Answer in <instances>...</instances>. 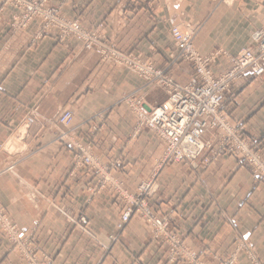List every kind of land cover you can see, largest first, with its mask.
I'll use <instances>...</instances> for the list:
<instances>
[{"label": "crops", "instance_id": "0c3cea01", "mask_svg": "<svg viewBox=\"0 0 264 264\" xmlns=\"http://www.w3.org/2000/svg\"><path fill=\"white\" fill-rule=\"evenodd\" d=\"M49 2L86 26L101 23V37L162 68L177 54L174 25L192 33L199 53L224 52L212 63L214 72L229 67L228 58L249 47L253 31L264 28V0ZM14 12L10 6L0 12V209L24 235L33 233L38 254L47 253L53 264H182L166 262V248L152 239L145 218L132 215L117 229L122 202L108 188L92 193L96 175L74 165L75 147L89 144L129 193L154 174L151 203L170 213V228L206 264H217L241 240L264 264V183L257 182L252 166L222 154L208 166L199 158L156 170L162 143L145 128L132 135L134 119L119 99L135 92L159 106L165 92L112 60H100L75 38L58 41L54 30L32 44L36 23L13 29ZM168 72L175 81L193 76L184 62ZM247 77L235 83L226 113L248 137L260 140L264 156V73ZM63 107L73 116L68 131L54 118ZM201 139L216 145L219 135L204 130ZM81 215L91 235L79 228ZM238 258L237 264H250L243 253ZM0 264H25L1 234Z\"/></svg>", "mask_w": 264, "mask_h": 264}, {"label": "built area", "instance_id": "2783aa9c", "mask_svg": "<svg viewBox=\"0 0 264 264\" xmlns=\"http://www.w3.org/2000/svg\"><path fill=\"white\" fill-rule=\"evenodd\" d=\"M9 1L24 4L18 0ZM33 15L41 17L42 32L56 27L60 40L75 37L86 49L98 50L104 58L110 57L116 62L125 64L166 92V101L156 107L148 106L143 97L136 94L125 95L122 99L133 114L134 133L147 128L162 141L164 150L161 165L190 163L195 160L203 149L211 146L210 142L200 140L202 130L206 127H217L224 131L222 142L210 157L204 158V165L216 160L222 153L233 154L241 159L250 160L256 169L258 179L264 181V158L257 151L260 142L257 139L247 138L244 135L243 126L237 128L231 125L224 114L227 102L232 98L233 84L245 79L248 72L255 77L264 73V30L255 31L254 44L241 50L237 55L229 57L231 66L216 75L210 68V63L223 52L215 51L208 55H200L195 50L191 37L174 27L172 35L179 49V59L191 63L199 79L192 78L188 82L178 83L167 76L163 70L153 66L151 62L141 61L132 54H123L112 46H106L94 31L86 29L75 19L61 16L54 9L44 6L33 9L30 5L25 17L28 19ZM56 119L68 127L72 121V113L68 109H63ZM81 160L84 164H93L88 155L82 156ZM153 190V183H146L141 186L135 198L129 197V205L122 214L119 228L132 214L143 215L151 224L154 237L168 245V259L171 262L182 259L188 264H201L191 251L183 254L186 252L183 243L175 233L168 230L169 218L158 217L144 199H139L143 194H151ZM19 237L16 234V238ZM245 246L252 262L258 264L250 250V245ZM236 253L223 259L220 264H235Z\"/></svg>", "mask_w": 264, "mask_h": 264}, {"label": "rangeland", "instance_id": "374dc122", "mask_svg": "<svg viewBox=\"0 0 264 264\" xmlns=\"http://www.w3.org/2000/svg\"><path fill=\"white\" fill-rule=\"evenodd\" d=\"M18 1L21 2V3H24V4H23V5H20V4H18V3L15 4V3H13V2H10L9 0H0V12H1L5 7H8V6H10V7H12V8L15 9V12L11 15V18H10V20H9V25H10L13 29H24V28H26L28 25H30L31 23H36L37 29H36V31H35V32L32 34V36H31V43H32V44H35L37 41L41 40L43 37H45L47 34H49L50 32H52L53 30L55 31V35H56L58 41L63 42V41H66V40H68V39H70V38H75V37H67V38L64 39V40H60V39L58 38V29H57L56 27L48 28L47 30H45V32H42V31H41V30H43V28H42V19H41L40 16L33 15V16H30L28 19L25 17V15H26V13H27V10H28V6L31 5V6L33 7V9H36V8H38V7H41V6H44V7L48 8V9H51V10L54 9V10H56L57 12H59V14H60L61 16L65 17V18H68V19H75V20H77V21H78L83 27H85L86 29H88V30H90V31H94V32L96 33V35L100 38V40H101L103 43H105L106 46H112L114 49H116L117 51H119V52H121V53H123V54H132L133 56L137 57V58L140 59L141 61H147V62L149 61V62H151V63L153 64V66H155L156 68H159V69L163 70V72H164L167 76H169L171 79H173V78H172V76L170 75V73L168 72V69H169L171 66H174L175 64H177V63H179V62H184V63H188L189 65H191V67H192V69H193V76L190 77L189 79H186V80H183V81H175V80L173 79L175 82H178V83H184V82H188V81H190L192 78H196V79H198V77H197V75H196V72H195V69H194L193 65H192L191 63H189V62L184 61L183 59H179V49H178L177 44H176V42H175V40H174V37H173V35H172V29H173L174 27H176L181 33L186 34V35H189V36L191 37V41H192V44H193L195 50H197L196 47H195V45H194V43H193L192 33L188 32L186 29L180 28V27L177 26V25H174V26L170 27V34H171V37H172L173 42H174V44H175V47H176V49H177V54H176V56H175V57H174V58H173V59H172V60H171V61H170V62H169L164 68H162V67H158V66H156L151 60L140 58L138 55L134 54V53L131 52V51H121V50H119V49L116 47V45L112 42L111 39H109V38L106 39V38L101 37L100 34H99V29H100L101 26H102L101 23H100L99 25H97V26H94V27L86 26V25H84V24L82 23V21H80L77 17H70V16H67L65 13L62 12V10L60 9L59 5L51 4V3L49 2V0H18ZM26 5H27V8H26ZM258 30H264V28H262V29H257V30H255V31H258ZM255 31H253V33H254ZM253 33H252V44H251L249 47H251V46L254 44V41H253ZM75 39H77V38H75ZM77 40L81 43V47H82L83 49H85V50H89V49H86V48L83 46L82 42H81L79 39H77ZM247 48H248V47H247ZM244 49H246V48H244ZM241 50H243V49H241ZM241 50H240V51H241ZM89 51L97 52V53L99 54L100 60H102V61H103V60H112V61L116 62L115 60H113V59L110 58V57H105V58H104V57L102 56L101 52L98 51V50H89ZM216 51H221V50H216ZM240 51H239V52H240ZM197 52H198V51H197ZM212 52H215V51H211V52H209V53H212ZM222 52H223V51H222ZM239 52H237L235 55H237ZM198 53H199V52H198ZM209 53H207V54H201V53H199V54H200V55H208ZM219 53H220V52H219ZM221 54H224V52H223V53H220V54L216 57V59H215L214 61H216L217 58H218ZM235 55H233V56H235ZM230 57H231V56H230ZM228 60H229V59H228ZM214 61H212V62L210 63V68H211V69H212L211 65H212V63H213ZM229 62H230V60H229ZM116 63H118L119 65H122V66L128 68L129 70L135 72L138 76L144 78L143 76L139 75L135 70H133L132 68L126 66L125 64H121V63H119V62H116ZM230 66H231V62H230ZM230 66H229V67H230ZM229 67H227V68H229ZM227 68H225V69H227ZM225 69H223V70H225ZM223 70H221V71H219V72H214V70L212 69V71H213L214 74H216V75L219 74L220 72H222ZM251 75H252V74H251ZM247 76H248V73H247L245 79H241V80H239V81H245V82H248L249 80H248V77H247ZM252 76H253V75H252ZM253 77H255V76H253ZM259 77H260V76H259ZM144 79L147 81V83H150V84L155 85L154 83L149 82L146 78H144ZM198 80H199V79H198ZM239 81H237V82H239ZM237 82H235V83H237ZM235 83L233 84V87H232V93H233V94H232V98H233V96H234V94H235V92H234V85H235ZM156 86H157V85H156ZM157 87H158V86H157ZM159 88H160V87H159ZM160 89H161V88H160ZM162 90H163V89H162ZM163 91H164V90H163ZM164 92H165V91H164ZM129 94H136V93H135V92H131V93H126V94L122 95L121 98L119 99V102H121V103H123V104L125 105V107L127 108L128 112H129V113L131 114V116L133 117V114L130 112L129 107L127 106V104L124 103V102L122 101L123 97H124L125 95H129ZM165 94H166V92H165ZM136 95H137V94H136ZM232 98H231V100H232ZM166 99H167V94H166ZM231 100H229V101L227 102V105H228V103H229ZM165 101H166V100H165ZM145 103L147 104L146 101H145ZM147 105H148V104H147ZM148 106H150V105H148ZM150 107H156V106H150ZM63 109H68V110H70L68 107H63V108H61V109L58 110V112L55 114V117H54V118H55V120H56V122H57L58 124H60L62 127H64V128L66 129V131H68V130H70V125H69L68 127H66V126L62 125L60 122H58V120L56 119L57 116L59 115V113H60ZM70 111H71V110H70ZM226 111H227V106H226V109H225V113H224V114H225V117L227 118V120L231 123V125L236 126L237 128H239V126H242V125H238V124L236 125V124H234V122L231 121V120L228 118ZM71 113H72V112H71ZM72 118H73V116H72ZM133 119H134V117H133ZM134 124H135V123H134ZM142 129H143V128H142ZM145 129H147V128H145ZM148 130H149V129H148ZM204 130H215V131L218 132V135H219V141H218V143H217L216 145H214L213 142H212L211 140H205V141H204V140L201 139V135H202V132H203ZM134 132H135V131H134V126H133V129H132V135H136V134L138 133V132H137V133L135 134ZM151 132H152V131H151ZM202 132H201V134H200V140H201L202 142H207V141L210 142V143H211V146H210L209 148H205V149H203L202 152L200 153V155H199L195 160H197V159L200 158V163L202 164V166H208V165H210L212 162L216 161V160H217L222 154H226V153H222V154H220V155L216 158V160H212L209 164L204 165V158H206V157H210L211 153H212L215 149H217L218 146L221 144V142H222V141H221V140H222V132H224V131H223V130H220V129L217 128V127H215V128H209V127H206V128H204V129L202 130ZM243 132H244V128H243ZM68 135H69V133L66 132L64 135H62L61 138H64V137H66V136H68ZM244 135H245L247 138L257 139V138H253V137H248V135H247L245 132H244ZM156 136H157V135H156ZM158 139H159V138H158ZM249 140H250V139H249ZM257 140L260 142L259 139H257ZM159 141L162 143V141H161L160 139H159ZM162 145H163V143H162ZM260 147H261V142H260V144H259V146H258V148H257V151L262 155V153H261V151H260ZM163 150H164V145H163V149H162L161 154H160V155L155 159V161H154V162H155V169H156V170H158L159 168H161V167H163V166H170V165H172V164H175V163H171V164H162V165H161V161H162V158H163ZM205 150H209L208 155L201 156L202 153H203V151H205ZM86 155H88V156L91 158L93 164H84V163L82 162L81 157H82V156H86ZM227 155H232L233 157L237 158L239 161H246L247 163H249V164L252 166V168L254 169V173H255V176H256V180H257V182H258V183H259V182H263V183H264V181L258 179L257 174H256V169H255V167L253 166V164H252V162H251L250 160H248V159H241V158H239V157H237V156H235V155H233V154H227ZM262 157L264 158L263 155H262ZM195 160H193V161H195ZM73 161H74V165H75V166L88 167V168H90V169L92 170V172L96 175L95 183H94V184L91 186V188H90V191H91L92 193L100 192V191H102V190L108 188L112 193H114L116 199L122 202V204H123V208H122V212H121V214H120V220H119V222L117 223V229H118V230H122V229L124 228V226L126 225V223H127V222L129 221V219H130V218H129V219L123 224V226H122L121 228H119V224L121 223V217H122V214H123V212L126 210L127 206L129 205V199H130L129 197H133V198H135V197L137 196V194L140 192L141 186L145 185L146 183H153V189H154L153 192H152L151 194H149V195L143 194V195L141 196V198L139 197V199H142V200L144 199V200L147 202L148 207H149L152 211H154V213H155L156 215H158V217L165 216V217H168V218H169L168 230L171 231V232H173V233H175V234L179 237V239L181 240V242L183 243L184 251H186V252H183V254H186L187 251H191V252L195 255L197 261H199L201 264H206V263L201 259V257H200L196 252H194V251L192 250V248L186 243V241H185V239L183 238V236H182L181 234H179L178 232H176L175 230H173V229L170 228V223H171V215H170V213H169V212H161V211L157 210V209L153 206V204L151 203V198H152V196L154 195V193H155V191H156V189H157L156 182H155V179H154V177H153L154 174H153V176H152L150 179L145 180V181H142L140 184H138V186L136 187V189H135V191H134L133 193H129V192H127V191L122 187L120 181H115V180H113L112 177H110L109 172L107 171V169H106V168H103V167L101 166V164H99V161L93 156V154H92V152H91V147H90L89 144H85V145H77V146L75 147V151H74V155H73ZM193 161H192V162H193ZM192 162H190V163H192ZM178 163H188V162H178ZM99 165H100V168H99ZM111 165H113V164H111ZM106 167H107V166H106ZM107 168H108V167H107ZM132 215H138V216H141V217H143V218L146 219V221L148 222L149 227H150V232H151V237H152V239L155 240V241H156L158 244H160L161 246H164V247L166 248L165 260H166L167 263H177V262H180V263H182V264H188L187 261L182 260V259H177V260L171 262V261L168 259V253H169V247H168V245L165 244V243H163V242H161L160 240H158V239H156V238L154 237L153 232H152L151 224L149 223V221L147 220V218L144 217L143 215H140V214H135V213H134V214H132ZM132 215H131V216H132ZM131 216H130V217H131ZM77 220H78L77 223H78L79 228H80L82 231H84L85 233H87L88 235H91V234L89 233L88 228H87V225H88V220H87V218H86L85 216L81 215V216H79V218H78ZM0 234L4 237V239L6 240L8 246L10 247V249H16V250L18 251V254L20 255L21 259L25 262V264H53V260H52V258L49 257V255H48L47 253H40V254H38V252H37V247H36V245H35V243H34V241H33V233L31 232V234H29L28 236H27V235H24V234L21 232V230L19 229V227H18L16 224H13V223H11L10 221L7 220L5 214L3 213V211H2L1 209H0ZM16 234H17V236H20V237H19V238H16ZM110 237H111L112 239H115V237H114L113 235H111ZM245 245H250V244H248L246 240H241V241H239V242L236 244V246L234 247V249H233L229 254H227V255H225V256H223V257H220V258L218 259L217 264H220L221 261H222L223 259L229 257L230 255L234 254L235 252H237V253H236L237 258H236L235 264L238 263V260H239L238 255H239V253H243V255L249 260L250 264H254V263L252 262L251 257H250V256L248 255V253H247V252H248V249H245V247H246ZM250 247H251V248H250ZM250 247H249V248H250V250L253 252V257H254V259L256 260V262H257L258 264H262V263L260 262L259 258L257 257L256 251L254 250V248H253L251 245H250ZM186 249H187V250H186ZM237 249H239V250H237Z\"/></svg>", "mask_w": 264, "mask_h": 264}]
</instances>
